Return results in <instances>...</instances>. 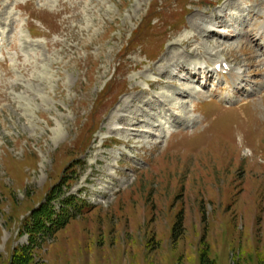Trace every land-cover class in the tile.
Instances as JSON below:
<instances>
[{
  "label": "rangeland",
  "instance_id": "374dc122",
  "mask_svg": "<svg viewBox=\"0 0 264 264\" xmlns=\"http://www.w3.org/2000/svg\"><path fill=\"white\" fill-rule=\"evenodd\" d=\"M252 4L0 0V264L52 190L76 218L35 264H264V44L232 38ZM223 60L217 97L185 79Z\"/></svg>",
  "mask_w": 264,
  "mask_h": 264
},
{
  "label": "trees",
  "instance_id": "16d2710c",
  "mask_svg": "<svg viewBox=\"0 0 264 264\" xmlns=\"http://www.w3.org/2000/svg\"><path fill=\"white\" fill-rule=\"evenodd\" d=\"M60 198L56 190H52L46 197V200L37 208L33 209L31 214L23 222V228L28 235L29 243L25 246L16 248L11 264H35V250L39 249V241L43 242L48 237L55 236L64 229L69 222L76 218V214L71 209L78 207L71 199L72 196L62 199L59 209L55 206V201ZM83 214L84 208L79 207ZM181 226V216L176 222L174 231Z\"/></svg>",
  "mask_w": 264,
  "mask_h": 264
},
{
  "label": "bare ground",
  "instance_id": "6f19581e",
  "mask_svg": "<svg viewBox=\"0 0 264 264\" xmlns=\"http://www.w3.org/2000/svg\"><path fill=\"white\" fill-rule=\"evenodd\" d=\"M228 5H229V3H228ZM231 5V4H230ZM248 11V14H249V17L251 18V16L252 15H254V18L255 19H257V15L259 16L258 17V19H260L261 18V15H260V13L259 12H256L255 10H254V8L253 9H247ZM220 11H221V15L220 14H215V17L213 18V21H214V23H211L212 24V29L211 30H207V36L209 37V38H213V37H215V38H219V39H221V40H228V37H230L231 35H226L225 37H222L219 33L217 34V33H215V27H227L228 26V21H227V18L229 17L228 15H227V13H226V11H225V9H220ZM215 18H218V19H221V21H222V23H220L219 21H217V22H215ZM226 24V25H225ZM247 28V34H245V35H234V36H232V38L234 39V38H239V39H241V38H243V41H247V42H251V44H252V42L255 44V47H257L258 46V44L260 43V41L261 42H263V44H264V33H261V34H257V32H258V27H257V22L253 25V26H247L246 27ZM209 34V35H208ZM258 35V38H255V35ZM218 39V40H219ZM263 54V56H264V52L262 53ZM262 61H264L263 59H262ZM183 62V61H182ZM193 63V62H192ZM181 64V63H180ZM217 64H219V62H215V64H214V67L217 65ZM177 65H178V63H177ZM181 65H184V66H186V63L185 62H183V64H181ZM187 68V67H186ZM183 70H181L180 69V72L181 73H184V72H182ZM188 71L190 72H188V74H189V76L187 77V78H185L186 80H192V79H195V77H199V75L201 76L200 78H204L205 80H206V83L209 81V80H212L211 78L213 77V76H215V74H216V72L215 71H212V70H210V69H208V67L207 66H205V67H203V66H200V67H198V66H195V65H193V64H191L190 65V67H189V69H188ZM187 74V75H188ZM236 78L237 79H243L244 80V82H247V83H249L248 82V77H246L245 75H237L236 76ZM206 86V85H205ZM218 89H224V86L222 87V85L221 84H218ZM181 90V89H180ZM245 90H246V88H240V89H238L237 90V92L240 94V93H243V92H245ZM181 93V92H180ZM183 94H185L186 92L184 91V92H182ZM198 94V93H197ZM203 94V93H202ZM201 94V95H202ZM214 94H216L215 92H214ZM177 95H179V94H176L175 96H177ZM207 95H209V94H207ZM210 95H213V93L212 94H210ZM235 98V97H234ZM237 98V97H236ZM168 99V98H167ZM224 100H231V99H233V97H227V98H223ZM248 98H241L240 99V101L242 102L243 100H247ZM148 101V100H147ZM152 102V101H151ZM153 103V102H152ZM157 102H154V104L155 105H157L156 104ZM244 105V104H243ZM158 106V107H157ZM157 106H153L151 109H150V113L151 112H153V115H154V121L155 122H157L158 123V125H157V127H158V129H162V123H161V121L159 122V118H160V114H162L163 112L161 111V110H159V108L162 106L161 104L160 105H157ZM175 109V107L174 108H171V109H167V112H173V111H175L174 110ZM151 117V116H150ZM162 118V117H161ZM120 119V118H119ZM122 119V118H121ZM124 119V118H123ZM128 120V119H127ZM139 125V124H138ZM129 126V125H128ZM130 126H133V124L131 125L130 124ZM127 127V126H126ZM123 130H125V131H128L127 129H123ZM130 131H136L135 129H131ZM129 132V131H128Z\"/></svg>",
  "mask_w": 264,
  "mask_h": 264
}]
</instances>
